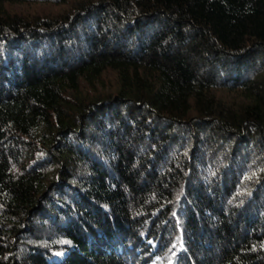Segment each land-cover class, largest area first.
<instances>
[{"label":"trees","instance_id":"trees-1","mask_svg":"<svg viewBox=\"0 0 264 264\" xmlns=\"http://www.w3.org/2000/svg\"><path fill=\"white\" fill-rule=\"evenodd\" d=\"M0 264H264V0H0Z\"/></svg>","mask_w":264,"mask_h":264}]
</instances>
